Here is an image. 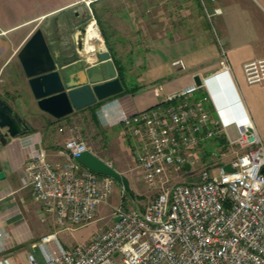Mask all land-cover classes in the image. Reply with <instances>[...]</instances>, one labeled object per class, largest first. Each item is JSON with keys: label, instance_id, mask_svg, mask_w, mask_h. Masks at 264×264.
Wrapping results in <instances>:
<instances>
[{"label": "built area", "instance_id": "1", "mask_svg": "<svg viewBox=\"0 0 264 264\" xmlns=\"http://www.w3.org/2000/svg\"><path fill=\"white\" fill-rule=\"evenodd\" d=\"M219 12L214 8L213 13ZM172 64L183 65L181 60ZM219 65L230 72L224 51ZM242 69L248 83L264 84V58L246 62ZM200 87L191 83L132 113L118 105L124 118L106 108L116 99L103 100L97 116L101 123L118 119L110 126L127 132L134 169L152 199L142 210L125 207L121 199L108 215L110 224L86 243L66 248L57 239V229L95 221L115 180L75 160L90 149L72 127L63 147L53 153L57 158H50L43 146L28 154L20 169L21 187L31 189L40 203V222L53 228L39 242L43 260L29 254L28 264H264V144L247 116L242 124L233 120L230 137L212 119L209 96L195 97ZM220 134L241 149L227 162L232 170L224 164L202 167L198 180L180 181L182 168L196 165L195 149ZM6 236L0 231V246ZM50 241L56 243L54 249L46 248ZM0 264L14 263L2 256Z\"/></svg>", "mask_w": 264, "mask_h": 264}, {"label": "crops", "instance_id": "2", "mask_svg": "<svg viewBox=\"0 0 264 264\" xmlns=\"http://www.w3.org/2000/svg\"><path fill=\"white\" fill-rule=\"evenodd\" d=\"M106 1L110 2V0H0V82L14 83L16 64L21 68L17 52L46 17L62 14L79 3L95 4ZM201 2L205 7L204 13L208 21L212 23L213 17V24L206 25L204 15L197 12L198 18L203 17L205 23L202 25L200 19H196L195 21L198 22L195 25L193 22L195 12L190 11L187 14L183 9L182 20L175 26L174 13L167 10L165 12L167 26L163 34L157 33L155 36L146 37V41L143 33L138 31L134 34L133 31L127 33L114 29L112 41L108 42L103 36L117 75L118 70L114 59L124 66L125 62H120L119 59L123 60L125 55H129L127 57L131 58V62L128 64L135 67V72H129L125 81L133 83L130 85L138 86L134 92L122 93L112 98L116 99L119 105L129 113L153 107L164 101L169 94L194 83L195 75L205 78L219 70L221 52L224 51L230 67V78L227 75L220 77L223 95L216 93L214 96L207 87L205 79L200 87V90L205 92L211 100L210 115L213 120L225 127L232 138L233 120L247 116L264 142V84L248 83L242 69L244 63L264 58V0H208L211 10L206 0ZM214 8H219L220 12L213 13ZM189 10L188 7L187 11ZM210 25L213 27L216 38L211 35ZM64 26L65 30L71 28L66 23ZM71 29L69 39L64 37L66 40L62 43H71L72 52L67 51V46L52 47L60 51L55 58L57 66H65L66 74L73 76L77 72L83 73L85 69L96 68L99 63L95 55L100 49L97 48L93 57L91 55L87 59L81 52L84 41L83 36L79 34L80 28L74 25ZM80 37L82 47L78 49L77 41ZM134 39L136 43L141 42L137 45L136 51H132L129 47L128 52L122 55L120 52L122 49L125 50L122 44H127ZM72 54L76 56L68 59ZM176 60H181L183 65H173L172 62ZM8 69L11 73L3 76ZM23 76L21 88H23L27 105L33 106L41 114V118L48 122L46 121L40 128L29 124L33 131L9 137L5 144L0 143V166L3 171V176L0 177V231L7 234L1 240L3 244L0 246V257H9L14 264H28L27 257L31 254L27 251L28 247L35 250L36 254L32 255L36 261H42L44 254L39 247L40 239L53 231L50 225L40 222V203L34 198L31 189L21 187L20 183V169L28 154L39 146L49 143L51 131L49 120H53L52 116L38 109L24 73ZM207 82H213V80L210 79ZM213 89L218 92L216 86ZM6 92H8L7 89ZM0 96L13 108L7 98L2 94ZM10 96L12 99L17 98L13 93ZM224 101L231 104V110H226ZM25 105L26 103L21 105L22 112H31L27 109L28 107H24ZM98 121L101 123L99 118ZM58 128L56 133L61 134ZM49 153H51L50 158H53L54 151ZM55 246L54 241L46 244L47 249H54Z\"/></svg>", "mask_w": 264, "mask_h": 264}, {"label": "rangeland", "instance_id": "3", "mask_svg": "<svg viewBox=\"0 0 264 264\" xmlns=\"http://www.w3.org/2000/svg\"><path fill=\"white\" fill-rule=\"evenodd\" d=\"M206 1L209 6L208 0ZM187 6L190 8L189 11H187ZM210 8L209 6V9ZM183 9L187 14L190 11L195 12L193 15V22H195V25H197L198 22L195 21L196 19H200L199 21L202 25H204L205 22L206 25L213 24V17L211 18V23L204 13L205 7L202 5L201 0H110V2H98L95 4L85 2L79 3L66 12L58 14L60 26L59 36L62 37L59 46L63 48L67 46V51H69V53L72 52L70 50L72 49V44L69 42L62 43V41L67 38L69 39L72 26L77 25L79 28H85L91 21H93L98 28L102 41L103 36L107 42L112 41V32L114 29L117 31L123 30L127 33L133 31L134 34H136V31L141 32L146 41V37L155 36L157 33L163 34L167 26V17L165 14L167 10L174 13L173 22L176 26L179 25L182 20L181 12ZM197 12L204 15L205 22H203V17L198 18ZM65 23L71 26V28H66L65 30ZM210 29L212 37L216 38L213 34V27L211 25ZM81 35L83 36V33ZM64 37H66V39H64ZM137 38L141 39L140 37ZM140 43H136V39H134L130 40L127 44H122L125 50L122 49L120 53L122 55L124 53L126 54L129 47L132 51H136L135 49H137L136 47ZM103 46V49H106L104 41ZM75 56L76 54H72L68 59ZM127 56L129 55H125V59L123 60L119 59L120 62H125V65H122L124 80L128 78L129 72H135V67L128 64L131 62V58ZM219 70L207 75V77L205 76L206 81L210 80V75ZM14 72L16 74L14 83L6 84L0 82V94L11 102L15 112L29 122L31 126L40 128L47 120L44 121L41 118V114L35 110L33 106L27 105V101L23 96V88H21L23 87L24 76L19 65L16 64ZM8 73H11L10 69H8L3 76H6ZM130 84L133 83L126 82L127 86ZM6 89L8 92H6ZM198 92L196 94H198ZM12 93L17 97L16 99L11 98L10 95H12ZM22 103H26L24 107H28L27 109L32 113L22 112ZM49 122L51 126L49 143L43 145L44 148L51 152L62 148L65 139L70 136L71 132H69V127H72V133L84 140L95 155L109 162L116 170L128 178L130 189L133 192L132 197L125 195V192H121V184L115 182V188L108 200V204L99 207L98 213L95 216L96 220L83 226H75L73 229H57V239L59 243H62L64 247L66 246L68 248L77 244L86 243L93 233L106 228L110 224L108 215L112 207L118 205L121 199L124 200L125 207L127 208L137 207L139 210H142L147 206L152 199V192L146 189L140 179V174L134 169L135 161L130 147V138L122 126H105L99 121L96 123L91 118L90 111L87 108L75 110L72 114L61 119L55 120L53 118V120H49ZM58 126L64 127V132L61 134L56 133ZM226 141L227 144L225 145L208 141L203 148L195 149L196 165L194 167L184 166L181 170L179 180L183 182H194L198 180L197 173L202 167L215 168L232 160L235 154L239 153L241 149L237 144H230L227 139ZM262 143L264 144L263 141ZM53 158H57V156H53ZM27 251L33 255L35 253V250L29 247Z\"/></svg>", "mask_w": 264, "mask_h": 264}, {"label": "water", "instance_id": "4", "mask_svg": "<svg viewBox=\"0 0 264 264\" xmlns=\"http://www.w3.org/2000/svg\"><path fill=\"white\" fill-rule=\"evenodd\" d=\"M58 18V14L46 17L17 52L38 109L55 119L64 118L75 110L119 95L124 90L107 49H100L95 55L99 65L91 70L85 69L83 73L77 72L70 76L66 74L65 66H57L55 58L60 51L53 48L52 44L53 35L59 29ZM84 29L81 27L79 34L84 33ZM77 43L78 49H81V37ZM193 80L197 86H202L204 77L195 75ZM30 130L29 123L0 96V143L5 144L9 137L23 135ZM75 160L97 174L112 177L121 184L125 192L131 193L128 178L92 151L81 152ZM223 167L225 170H232L229 163H225ZM2 176L0 166V177ZM114 220L117 221L118 218L115 217Z\"/></svg>", "mask_w": 264, "mask_h": 264}, {"label": "bare ground", "instance_id": "5", "mask_svg": "<svg viewBox=\"0 0 264 264\" xmlns=\"http://www.w3.org/2000/svg\"><path fill=\"white\" fill-rule=\"evenodd\" d=\"M83 41H84V45L81 49V52L86 56L87 59H89L90 58L89 56H91V55L93 57L94 51L97 48H99L101 50L103 49L104 46H103L102 38L100 36L98 28L95 26L93 21L89 22L85 26L84 33H83ZM229 73L230 72L228 71L227 68H221L218 72L209 76V79L212 78L213 82H207L206 81L207 76L204 78L207 86L209 87V89L211 90V93L214 96H216V93L219 95L220 94L223 95V84L220 80V77L222 75H225V76L227 75L230 78ZM214 86H216V90H218V92L214 91V89H213ZM224 105L226 107V110H231L232 106L229 102L225 103V101H224ZM221 114L224 116V114L222 112H221ZM234 114H236V113H234ZM244 119H245L244 117L235 118V120L239 124H242V122H244Z\"/></svg>", "mask_w": 264, "mask_h": 264}, {"label": "trees", "instance_id": "6", "mask_svg": "<svg viewBox=\"0 0 264 264\" xmlns=\"http://www.w3.org/2000/svg\"><path fill=\"white\" fill-rule=\"evenodd\" d=\"M109 50H110V49H109ZM114 63H115V66H116V68H117V70H118V77L120 78L121 83H122V85H123V87H124V90H123L122 93H126V92H134V91L138 88V86H137V85H129V86H127V85H126V81L124 80V71L122 70V69H123V68H122L123 66L120 65L115 59H114ZM198 91H199L198 94L195 95L196 98H199V97H202V96H207V94H206L205 92H203L202 90H200V88L198 89ZM122 93H121V94H122ZM111 98H112V97H111ZM102 102H103V101H98V102L94 103L93 105H90V106H88V107H85V108L89 109L90 114H91V118H92L96 123H98L97 109H98V107L102 104ZM31 131H33V128H31L30 132H31ZM208 141L216 142V144H223V145L227 144L226 138H225V136H224L223 134L218 135V136H215V137H213L212 139L207 140L206 143H207ZM124 192H125V191H124ZM130 192H131V193H127V192H125V195H127V196H129V197H132V196H133V195H131V194H133L132 190H130ZM124 203H125V202H124V200H123V204H124ZM124 205H125V204H124Z\"/></svg>", "mask_w": 264, "mask_h": 264}, {"label": "clouds", "instance_id": "7", "mask_svg": "<svg viewBox=\"0 0 264 264\" xmlns=\"http://www.w3.org/2000/svg\"><path fill=\"white\" fill-rule=\"evenodd\" d=\"M118 105H119V102L118 101H114L111 105L106 106V108H111L112 111L116 112L120 118H124V113L119 110ZM105 115H107V113H105ZM117 122H119L118 119H112V120H107V121L102 120V123L105 126H110L111 124H114V123H117Z\"/></svg>", "mask_w": 264, "mask_h": 264}, {"label": "flooded vegetation", "instance_id": "8", "mask_svg": "<svg viewBox=\"0 0 264 264\" xmlns=\"http://www.w3.org/2000/svg\"><path fill=\"white\" fill-rule=\"evenodd\" d=\"M58 21H59V18H58ZM59 24V23H58ZM60 34V33H59ZM59 34H58V32L57 33H55L54 35H53V44H52V46H54V45H59V43L61 42V39H62V37H60L59 36Z\"/></svg>", "mask_w": 264, "mask_h": 264}]
</instances>
